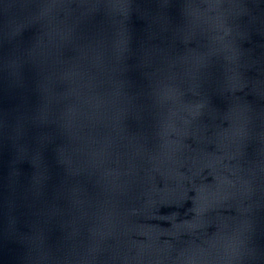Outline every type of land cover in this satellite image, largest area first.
Masks as SVG:
<instances>
[{"label": "water", "instance_id": "obj_1", "mask_svg": "<svg viewBox=\"0 0 264 264\" xmlns=\"http://www.w3.org/2000/svg\"><path fill=\"white\" fill-rule=\"evenodd\" d=\"M0 264H264V0H0Z\"/></svg>", "mask_w": 264, "mask_h": 264}]
</instances>
